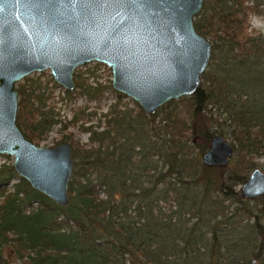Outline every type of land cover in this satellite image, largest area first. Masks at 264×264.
I'll return each instance as SVG.
<instances>
[{"label":"trees","instance_id":"1","mask_svg":"<svg viewBox=\"0 0 264 264\" xmlns=\"http://www.w3.org/2000/svg\"><path fill=\"white\" fill-rule=\"evenodd\" d=\"M253 3L203 1L194 28L213 41L208 68L192 95L153 115L75 72L77 94L99 99L109 89L117 100L105 112L79 107L68 121L88 134L62 140L74 161L68 206L0 165V264H264V196L246 200L236 189L264 158V35L247 33ZM24 80L16 124L38 144L68 123L46 104L39 79ZM223 132L234 155L225 167L204 165L211 136ZM226 202L240 205L237 221Z\"/></svg>","mask_w":264,"mask_h":264},{"label":"water","instance_id":"2","mask_svg":"<svg viewBox=\"0 0 264 264\" xmlns=\"http://www.w3.org/2000/svg\"><path fill=\"white\" fill-rule=\"evenodd\" d=\"M203 1L124 0L128 9L114 13L104 26L69 20L64 29L45 31L36 28L31 0H0V154L13 157L16 175L53 203L68 206L72 148L68 142L36 145L23 135L16 124L17 82L48 69L55 83L73 91L77 67L102 63L110 70L111 87L153 115L167 102L192 95L201 83L212 53L211 42L194 28ZM79 10L80 0H71L64 15H78ZM130 14L137 38L129 44L122 33ZM233 155V145L213 134L201 161L225 167ZM238 190L246 200L264 196V171L252 169Z\"/></svg>","mask_w":264,"mask_h":264},{"label":"rangeland","instance_id":"3","mask_svg":"<svg viewBox=\"0 0 264 264\" xmlns=\"http://www.w3.org/2000/svg\"><path fill=\"white\" fill-rule=\"evenodd\" d=\"M253 2H256L257 8L250 12V14L247 17V33L249 34H256L261 33L264 35V0H246V5L248 7H253ZM252 9V8H251ZM257 24V27H253V24ZM210 42L211 45H213V41L206 37ZM216 55L218 53L216 52ZM210 63V62H209ZM209 65V64H208ZM208 68V67H207ZM76 73H80L82 75V78L84 77L87 82H92L93 84L99 83L102 85H108L111 81V73L109 68L102 64L97 62H90L86 63L84 65H81L77 67L74 70V75ZM29 78L32 79H39L41 83L43 84L42 87H44L47 91V95H49V98L46 102V104L49 107L53 108V111L58 114V119L64 124H67V126L64 128L61 123L55 124L51 126L48 133L45 135V137L36 145L40 146H53L56 144H59L62 141L64 137L69 136L71 134L73 140H78L80 143L86 142L88 138V134L85 132H80L77 129V126L74 124H69L68 121L73 120V117L75 116V110L79 107H88L89 110H95V111H102L105 112L107 110V107L112 104L113 102H116L117 97L114 93L109 91V89H105L102 92V95L99 99L94 98H87L85 96L77 94V89H73V91H70V96H67L66 91L63 87L59 86L55 81L52 79V76L50 74V71L48 69L40 71V72H33L29 74ZM25 78V77H24ZM21 79L16 84V89L19 86V83H25L26 81ZM75 80V79H74ZM120 104L127 106V107H135L137 104H135V101H133L129 97L123 96L121 98ZM98 107V108H97ZM210 108V107H208ZM213 112V111H212ZM212 120L215 118V116L212 114ZM98 117V115H97ZM96 117V118H97ZM96 118H94L96 120ZM216 121V120H215ZM215 121L212 122L211 129L218 131V129L221 126H218L219 119H217V126L215 125ZM79 122L77 123V125ZM223 136L225 139H227L231 144H233L232 139L230 136L223 132ZM67 142V141H66ZM13 157L6 154H0V165H12ZM254 167L261 169L264 171V158H257L255 159V165ZM236 189H239V187H236ZM227 205V214L229 216H232L233 222L237 221V216H234V212L239 210L240 205L235 202H226ZM260 207V204L251 203L250 206L253 207ZM237 215V214H236ZM255 218V216H254ZM254 218H251V222L254 220ZM13 264H22L18 259L14 260Z\"/></svg>","mask_w":264,"mask_h":264},{"label":"snow or ice","instance_id":"4","mask_svg":"<svg viewBox=\"0 0 264 264\" xmlns=\"http://www.w3.org/2000/svg\"><path fill=\"white\" fill-rule=\"evenodd\" d=\"M37 12L36 28L39 30H61L68 27L69 20H76L104 26L109 19H114L113 14H120L122 9H128L124 0H112L108 3L98 4L96 0H80V10L78 15L69 12L68 16L64 13L69 11L71 0H31ZM122 33V38L129 44L136 39L137 26L134 24V17L130 14L128 25ZM2 42V36H0Z\"/></svg>","mask_w":264,"mask_h":264},{"label":"clouds","instance_id":"5","mask_svg":"<svg viewBox=\"0 0 264 264\" xmlns=\"http://www.w3.org/2000/svg\"><path fill=\"white\" fill-rule=\"evenodd\" d=\"M257 26H258L257 24H255V23L253 24V27H257Z\"/></svg>","mask_w":264,"mask_h":264}]
</instances>
